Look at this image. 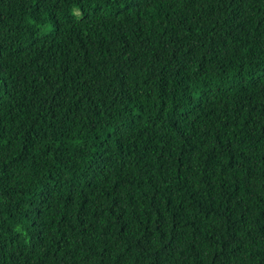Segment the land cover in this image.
Segmentation results:
<instances>
[{"label":"trees","instance_id":"obj_1","mask_svg":"<svg viewBox=\"0 0 264 264\" xmlns=\"http://www.w3.org/2000/svg\"><path fill=\"white\" fill-rule=\"evenodd\" d=\"M0 264H264V0H0Z\"/></svg>","mask_w":264,"mask_h":264}]
</instances>
